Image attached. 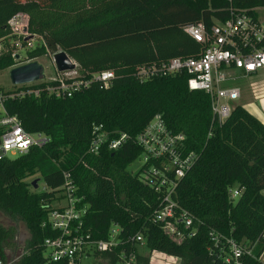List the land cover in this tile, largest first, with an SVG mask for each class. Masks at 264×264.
Masks as SVG:
<instances>
[{
  "label": "trees",
  "instance_id": "trees-1",
  "mask_svg": "<svg viewBox=\"0 0 264 264\" xmlns=\"http://www.w3.org/2000/svg\"><path fill=\"white\" fill-rule=\"evenodd\" d=\"M258 8H264V0H0V42L9 38L7 23L18 13L28 15V33L42 38L43 44L28 51L26 60L61 51L78 65L80 78L105 70L115 73L108 88L91 83L70 98H55L44 90L48 83H40L22 86L24 91L39 90V96L4 102L26 132L42 133L49 142L0 160V216L10 223H0V262L17 258L14 264H81L79 258L49 262L42 246L43 239L54 235L47 215L62 200L58 194L67 172L83 198L80 204L87 206L82 233L100 240L107 238L112 224L121 228L118 247L94 255L107 264L131 252H137L136 264H150L151 251L175 257L179 264H225L208 251L210 231L248 243L251 255L243 257V264H262L264 124L241 104L233 105L230 116L218 123L209 97L190 90L186 74L146 82L135 77L142 64L198 57L203 46L182 26L203 24L208 29L228 20L230 10L258 18ZM15 64L11 53L0 56V72ZM156 115L173 133L184 134L187 151L198 155L174 194L196 228L193 237L181 242L152 222L157 195L127 171L140 155L135 136ZM93 124L111 134H126L128 140L116 151L89 155ZM34 175L42 178L45 191H31L37 178L27 179ZM236 186L241 194L232 201L229 193ZM20 223L29 236L22 253L9 258L6 250L16 249ZM137 232L145 238L140 250L131 241Z\"/></svg>",
  "mask_w": 264,
  "mask_h": 264
},
{
  "label": "built area",
  "instance_id": "built-area-1",
  "mask_svg": "<svg viewBox=\"0 0 264 264\" xmlns=\"http://www.w3.org/2000/svg\"><path fill=\"white\" fill-rule=\"evenodd\" d=\"M28 22L27 14L18 13L7 23L9 37L18 39L14 43L16 49H22L20 38L29 48L33 46L30 41H26L29 37ZM182 31L203 46L198 57L171 58L167 61L142 64L136 68L135 77L139 82H146L158 77L186 74L188 88L204 92L209 97L213 119L222 123L230 116L233 105L242 95L241 88L232 83L264 70V20L247 12L230 10L228 20L216 21L208 29L203 24H187L182 26ZM2 43L4 40L0 42ZM15 56L12 54L13 58ZM75 68L72 71L58 72L50 81H41L48 83L44 90L55 98H70L77 92L87 90L91 83L108 88L115 79L112 70L101 71L83 79ZM22 86L24 85L17 86L11 93L0 91V160L26 154L30 148H42L49 142V138L42 133L26 132L21 122L15 116L9 115L4 108V102L9 98L20 99L30 94L39 96V90L24 91ZM91 135L87 153L92 156H98L103 149L116 151L128 140L126 134H111L102 125L96 124L91 127ZM209 137L210 131L207 134V138ZM185 141L184 134L173 133L160 115L154 116L134 138V143L140 149L139 156L143 158V164L131 175L136 176L157 195L158 206L153 211L152 222L160 224L166 235L175 242H181L196 234L193 219L186 211L180 209L174 200L179 181L198 158L195 152L187 151ZM45 190L43 186L41 191ZM240 194L241 190L237 186L233 187L229 198L235 201ZM58 197L64 205H54L47 215L48 229L54 235L42 241L47 261L72 262L76 258H90L96 253L110 252L118 247L117 238L121 228L117 224L111 225L106 239L94 240L90 238L89 233H82V218L87 206L80 204L83 198L77 195L70 173H63V185ZM131 241L137 250L145 247V238L141 232H137ZM209 241L211 245L208 251H215L225 264H243V257L251 255L252 248L248 243H238L215 231L209 232ZM153 253L158 252L148 253L150 264ZM263 257L264 251L258 258L262 264ZM16 260L17 258L10 259L5 264H14ZM136 260L137 252H131L128 257L124 253L123 260L116 264H136Z\"/></svg>",
  "mask_w": 264,
  "mask_h": 264
},
{
  "label": "rangeland",
  "instance_id": "rangeland-1",
  "mask_svg": "<svg viewBox=\"0 0 264 264\" xmlns=\"http://www.w3.org/2000/svg\"><path fill=\"white\" fill-rule=\"evenodd\" d=\"M256 13L258 15V18H260L261 20H264V8H258L256 10ZM28 35L29 37H27L26 41H30V43L33 45L32 48H29L28 44L24 43V40L20 38L19 41L22 44V49L21 50L16 49L14 46V43L18 40L16 37H9L8 39L4 40V43L0 44V49H1L0 56L9 52L11 53V56L12 54H15L18 57V59H15L12 57L14 61L16 62L14 66L0 72V89H3L5 91H14L17 88V86H12V84L10 83V79H9L10 70L16 67L26 65L33 61H36L43 66L44 71H45L44 81H50L51 79L57 76L58 72L54 66V62H53L54 55L53 54H48L47 56H43L41 58H38L32 61L26 60V53L28 51H31L35 49L36 47L41 46L43 44L42 38L40 36H32L30 34ZM77 69H78V65L76 64L75 70ZM249 81H250L249 79L248 80L238 79L232 84L234 86L240 87L241 90H245L246 88L244 87L247 86ZM252 81H254L256 83L257 88H259L258 93L253 94L254 97L259 96L258 101L264 100V70L260 71L257 77L253 79ZM40 83L42 82L40 81V82L29 84V85H36ZM234 105H237V103H235ZM142 164H143V158L139 156L137 159H135L133 163H131L127 167V171L130 173H136L140 169ZM33 178H37L38 183H37V188L36 189L32 188L31 191L36 190V192L37 191L42 192L41 190H42V187L44 186L42 178L40 176L34 175L33 177H29L27 179V182L31 181V179ZM56 204L57 206H63L64 202L63 201L56 202L54 205ZM0 223L3 224L4 226L10 225V223L1 216H0ZM16 229H17L16 231L17 242H16V254L15 255H19L22 253L24 244L26 240L28 239L29 235H28L26 228L24 227L22 223L17 224ZM262 259L264 260V257ZM178 262H179L178 260L168 258L166 256L161 255L160 253H153L151 264H178ZM81 264H101V260L97 258H93V259L83 258L81 260Z\"/></svg>",
  "mask_w": 264,
  "mask_h": 264
},
{
  "label": "water",
  "instance_id": "water-1",
  "mask_svg": "<svg viewBox=\"0 0 264 264\" xmlns=\"http://www.w3.org/2000/svg\"><path fill=\"white\" fill-rule=\"evenodd\" d=\"M15 59H18V57L15 56ZM53 62L57 72L72 71L75 68L73 60L61 51L54 54ZM9 79L12 86L34 84L45 79V71L41 64L33 61L26 65L11 69L9 72ZM37 182L38 180L32 182L34 189L37 188Z\"/></svg>",
  "mask_w": 264,
  "mask_h": 264
},
{
  "label": "crops",
  "instance_id": "crops-1",
  "mask_svg": "<svg viewBox=\"0 0 264 264\" xmlns=\"http://www.w3.org/2000/svg\"><path fill=\"white\" fill-rule=\"evenodd\" d=\"M258 74L252 75L245 80H250L244 88L245 90H242V95L237 104H241L244 108H246L252 115H254L256 118H258L263 124H264V100L258 101V97H254L253 94L258 93L259 88H257L256 83L252 81L257 77ZM255 85V86H254ZM255 88V89H254ZM17 242V239L15 238V244ZM16 246V245H15ZM16 253V249L14 251L6 250V254L9 258L13 257ZM90 258H95V256H91ZM101 264H107L106 262H103L101 260Z\"/></svg>",
  "mask_w": 264,
  "mask_h": 264
}]
</instances>
